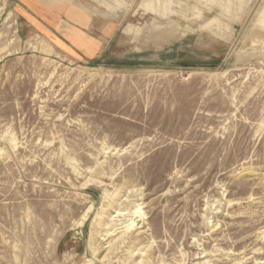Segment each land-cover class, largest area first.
I'll list each match as a JSON object with an SVG mask.
<instances>
[{
  "label": "rangeland",
  "instance_id": "obj_1",
  "mask_svg": "<svg viewBox=\"0 0 264 264\" xmlns=\"http://www.w3.org/2000/svg\"><path fill=\"white\" fill-rule=\"evenodd\" d=\"M146 1L0 0V264H264V0Z\"/></svg>",
  "mask_w": 264,
  "mask_h": 264
},
{
  "label": "bare ground",
  "instance_id": "obj_2",
  "mask_svg": "<svg viewBox=\"0 0 264 264\" xmlns=\"http://www.w3.org/2000/svg\"><path fill=\"white\" fill-rule=\"evenodd\" d=\"M164 3H165V1H163V0H147L146 1V5L150 8H154L157 14H159L161 12L162 6L165 5ZM227 3H228L227 8L231 10L232 9L231 8L232 7V0H227ZM176 31H177V29L174 26V24L169 22L167 24V26H165L164 28L158 29V30H155L154 32H152L151 37H150V41L163 44L167 41H170L171 39L176 38L178 35V33ZM130 225H133V224H130Z\"/></svg>",
  "mask_w": 264,
  "mask_h": 264
},
{
  "label": "crops",
  "instance_id": "obj_3",
  "mask_svg": "<svg viewBox=\"0 0 264 264\" xmlns=\"http://www.w3.org/2000/svg\"><path fill=\"white\" fill-rule=\"evenodd\" d=\"M37 1L38 0H30L31 6H32L31 8H33L32 15L35 17V19H34L35 22H37V23H42L43 22V24L45 25V21H43L42 18L41 19L38 18L39 14L37 13V11H39V10H37V9L41 10V9H43L45 7H49L50 4L48 5V3H47V5H46L45 3H43L45 0H43V1L41 0L42 2H40V3L37 2ZM42 14H43V10H42ZM57 16H60V15H57ZM80 16H82V15H79V16L77 15V16L72 17V19H73V23L71 22L72 25L77 26V24H81ZM75 29L76 30H83V28H75ZM65 30L66 31H72L71 29H68V28H65ZM73 31H74V29H73Z\"/></svg>",
  "mask_w": 264,
  "mask_h": 264
}]
</instances>
